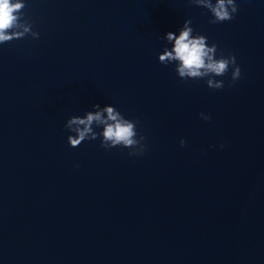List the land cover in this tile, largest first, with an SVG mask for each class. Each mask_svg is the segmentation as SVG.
<instances>
[{"label": "water", "instance_id": "obj_1", "mask_svg": "<svg viewBox=\"0 0 264 264\" xmlns=\"http://www.w3.org/2000/svg\"><path fill=\"white\" fill-rule=\"evenodd\" d=\"M235 2L212 24L188 0H25L39 38L0 44V264H264V0ZM186 19L235 56L231 86L159 63ZM94 104L143 155L69 146Z\"/></svg>", "mask_w": 264, "mask_h": 264}, {"label": "clouds", "instance_id": "obj_2", "mask_svg": "<svg viewBox=\"0 0 264 264\" xmlns=\"http://www.w3.org/2000/svg\"><path fill=\"white\" fill-rule=\"evenodd\" d=\"M188 3L207 9L211 14L210 23H223L234 19L238 11L235 0H188ZM25 0H0V44L14 39H23L30 35L39 38V33L32 30V24L25 19ZM191 19H186L179 34L168 32L162 40L166 45L158 55L159 63L167 66L175 63V72L182 80H199L206 78L207 87L219 90L224 87V81L216 77L225 76L231 69L229 86L241 77L240 66L232 54L224 55L215 43L208 44V38L199 33L193 34ZM94 111L85 112L83 116H72L65 123V128L75 135H69L67 142L71 147H77L84 141H94L100 138V146L106 150L114 147L129 149L130 156H141L147 150L145 136L137 131L138 121L130 120L112 105L101 107L94 104ZM200 118L208 121L210 115L200 113ZM101 128V132L94 127ZM184 139L180 140L183 147ZM224 147L223 144L220 145Z\"/></svg>", "mask_w": 264, "mask_h": 264}]
</instances>
